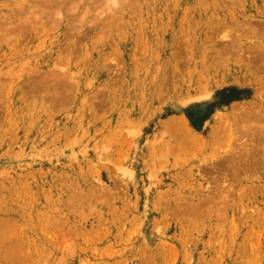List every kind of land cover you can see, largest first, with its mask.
I'll return each instance as SVG.
<instances>
[{
    "label": "rangeland",
    "instance_id": "rangeland-1",
    "mask_svg": "<svg viewBox=\"0 0 264 264\" xmlns=\"http://www.w3.org/2000/svg\"><path fill=\"white\" fill-rule=\"evenodd\" d=\"M0 264H264V0H0Z\"/></svg>",
    "mask_w": 264,
    "mask_h": 264
}]
</instances>
